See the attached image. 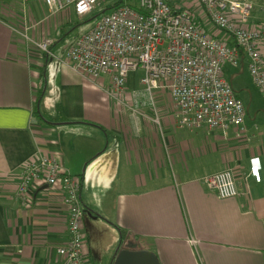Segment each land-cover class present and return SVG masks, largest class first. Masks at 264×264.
Masks as SVG:
<instances>
[{"label":"crops","instance_id":"0c3cea01","mask_svg":"<svg viewBox=\"0 0 264 264\" xmlns=\"http://www.w3.org/2000/svg\"><path fill=\"white\" fill-rule=\"evenodd\" d=\"M15 1L0 0V264L62 262L55 251L69 238L62 190L39 185L26 207L16 197L22 166L46 154L79 178L85 215L102 218L84 219L90 264H112L118 248L132 245L160 264H264V110H256L252 129L245 120L240 139L233 129L190 132L178 127L171 98L158 91V127L145 94L135 103L126 92L119 98L109 76L89 79L65 60L78 37L61 47L54 35L71 24L72 10L52 15L42 1L19 0L21 24L8 5ZM253 2L254 20H264V0ZM190 9L197 25L233 45ZM37 25L32 39H53L51 57L23 39L22 29ZM223 70L239 99L242 91L258 100L246 57ZM255 157L260 183L249 174ZM226 169L239 182L236 198L220 199L201 182Z\"/></svg>","mask_w":264,"mask_h":264},{"label":"built area","instance_id":"2783aa9c","mask_svg":"<svg viewBox=\"0 0 264 264\" xmlns=\"http://www.w3.org/2000/svg\"><path fill=\"white\" fill-rule=\"evenodd\" d=\"M20 1H42L52 15L72 10L76 16L85 18L92 16L104 0ZM125 2L79 36L66 51L65 60L89 79L109 76L112 94L120 98L125 94L129 75L141 70L140 83L154 113L152 121L158 127L155 91L167 93L171 98L179 128L207 133L219 130L224 134L233 129L236 138L243 137L246 110L226 80L223 68L227 64L239 66L243 56L246 57L249 73L264 98V20H254L253 0H191V5L185 8L175 0ZM190 7L198 9L233 45L197 25ZM23 37L30 46L53 56V39L37 42L26 34ZM249 174L255 182H261L259 158L251 160ZM201 182L220 199L240 195L239 182L231 169L204 176ZM42 184L64 193L69 238L55 249L61 264H90L79 178L70 175L55 155L30 160L20 172L16 194L20 205L29 206L31 191ZM245 184L250 195L247 180Z\"/></svg>","mask_w":264,"mask_h":264},{"label":"rangeland","instance_id":"374dc122","mask_svg":"<svg viewBox=\"0 0 264 264\" xmlns=\"http://www.w3.org/2000/svg\"><path fill=\"white\" fill-rule=\"evenodd\" d=\"M119 1L120 0H104L103 1V6L97 10L95 15H92V16H89V17H85V18L74 16L72 18V22H71L70 25H65L64 28L59 32V34L54 35V38L59 40L58 41V45H60L61 47L67 46L70 43H72L77 37L81 36L82 34L86 33L87 31H89L105 13L110 11L108 8L113 6L116 2H119ZM124 1H126V0H124ZM177 1H179V0H177ZM19 2H20L19 0L15 1L14 3L10 2V4H8V5H10L9 7H11V5H12L11 9H12V11L14 13L15 19H17V21L20 22L21 24L22 23L24 24L23 20H25L24 15L26 13V9L24 8L23 5L19 4ZM30 24L32 25L34 23H30ZM41 26L42 25H37V26H34V27L31 26V28L27 32L28 34L25 32L24 28L22 29L21 32H22L23 36L26 34L30 38H32L33 37V31L38 30ZM23 39L25 40V38H23ZM25 41H27V40H25ZM27 44L31 45L30 42H28ZM142 74H143V72L141 70H138L136 72V74L129 75V77L126 80V83H125V90H126L125 92H126V94L127 95L129 94V96H131V95L133 96L134 95V97H132L133 103H135L137 101L136 99H140L139 96L141 97L142 93L145 94L144 93L145 92L144 87L140 83V79L142 77ZM234 90L238 91V89L236 87L234 88ZM110 91H111V93L114 92L112 90V86L110 87ZM153 93H154V99L156 101V105H158V99H157L158 91H155ZM243 93L244 92L240 91L239 92V96L241 97L240 100L242 101V103H243V105L245 107V110H246L245 120L247 122V126H248V128L252 129L254 124H255V122L259 123L258 120H254V116H255V113L258 110H264V98H263L262 95L260 96L256 91H254V88H253V95H255V97L258 100L253 102V103H251L250 99L248 97H244L242 95ZM51 94H52V92L50 93V91H49V94L47 96L45 95V97L42 99V102H44V103H43V106H41V112H43V107L45 105V100L48 97H50ZM145 97H148V95L145 94ZM119 98H120V96H119ZM152 116H154V115H152ZM172 170H176V169H172ZM169 176L170 177L172 176V172L169 173Z\"/></svg>","mask_w":264,"mask_h":264},{"label":"water","instance_id":"95a60500","mask_svg":"<svg viewBox=\"0 0 264 264\" xmlns=\"http://www.w3.org/2000/svg\"><path fill=\"white\" fill-rule=\"evenodd\" d=\"M85 218L95 222L102 220L98 215L92 216L91 214H86ZM112 264H160V261L152 251L138 250L132 245L128 248H118Z\"/></svg>","mask_w":264,"mask_h":264},{"label":"trees","instance_id":"16d2710c","mask_svg":"<svg viewBox=\"0 0 264 264\" xmlns=\"http://www.w3.org/2000/svg\"><path fill=\"white\" fill-rule=\"evenodd\" d=\"M124 3H126L124 0H120L119 2H116L113 6L109 7L108 9L111 10V9H113L115 7H118V6L122 5V4H124ZM87 211H85V212L87 213Z\"/></svg>","mask_w":264,"mask_h":264}]
</instances>
